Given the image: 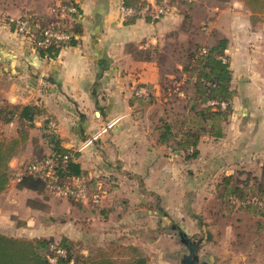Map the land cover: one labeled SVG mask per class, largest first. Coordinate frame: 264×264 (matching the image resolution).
Returning a JSON list of instances; mask_svg holds the SVG:
<instances>
[{
  "label": "rangeland",
  "instance_id": "374dc122",
  "mask_svg": "<svg viewBox=\"0 0 264 264\" xmlns=\"http://www.w3.org/2000/svg\"><path fill=\"white\" fill-rule=\"evenodd\" d=\"M152 1L156 6L158 0ZM229 1H170L171 12L168 15L173 12L185 15L183 29L179 27V30L163 43L166 57L163 56L165 63L159 70L157 87L150 86L147 89L142 86L136 90L139 94L151 93L153 96L150 110H147L149 112L133 118L137 127H151L153 141H156L159 136L157 128H161L164 124L169 125L173 133H178L187 123V101L193 92L192 86L187 81L194 78H189L190 73L184 72L183 63L188 60L189 54L193 53L194 62H196L202 49L207 50L223 39L226 40L224 59L232 72L231 90L234 96L230 100L231 110L232 112H238L240 109L243 111V92L246 88H243V81L238 80V77L243 78L241 21L243 17H251V13L239 2L237 6L240 7L238 12H241L238 19L239 25L233 27L231 15L225 12ZM58 4L62 5L61 2ZM21 17L35 18L27 14ZM161 19L150 20V22L155 23ZM13 21L10 17H1L0 26H6L9 31L11 30L19 45L32 47L34 34L25 38L18 36ZM49 22V20L36 19V23L40 25ZM263 23L264 21L251 23L252 26L262 30V36L259 35L260 41L257 43L261 51H264V28L260 25ZM235 47L237 50H234ZM146 52H135V57L140 59L148 57ZM150 55L155 58L154 53ZM194 62L191 61L193 64ZM176 64L181 66V70L177 69V72L174 68ZM169 74H172L174 78L170 80ZM135 104L137 108L148 106H143L137 101ZM261 104L264 106V102ZM250 108L255 110L256 103H250ZM233 121L232 125L223 124L224 136L218 141L207 135L202 136L195 159L185 160L181 153L174 152L168 147L165 165L171 176L160 190L163 199L159 201L155 197L157 182L154 180L151 182L152 187L146 188L147 192L144 196L136 193L141 190L137 188L138 179H135L133 182L135 191L129 190L134 194L132 204L128 205L130 212L125 215L120 214L124 215L122 218L125 217L126 220L114 219L123 210L126 185L118 186L121 193L105 196L104 191L112 192L111 188L115 184L107 180L103 181L101 187L98 180L90 183L89 191L100 190L99 207L112 203L118 204L116 210L109 214V217L115 220L111 222L114 226H109L110 223L101 225L97 219L91 220L90 215L94 211L90 212L93 207L89 204L81 205L44 191L41 195L36 193L20 195L10 202L17 216H13L11 225L7 222L10 225L7 235L27 238L51 237L59 241L64 234H68L76 243L75 249L83 255H88L90 251L94 252L97 247L107 248L111 243L133 245L148 258L149 264H185L190 254V247L194 252L192 264H264V218L253 217L239 209H230L217 201L212 194L220 179L228 175H233L240 186L245 182L249 188L260 186V189L264 190V149H255L264 145V138L259 137L256 145L243 146V113ZM2 130L5 136L10 137L16 135L18 125L17 123L8 124ZM52 134L58 136L49 131V128H45V132L34 131L32 137L30 135V140H37L43 148V154L48 155L51 153V145H48V138L44 135ZM85 151L86 148L76 149L75 161L80 164L79 161L83 158V161L89 163L86 170H83L80 164L81 169L88 174L89 171L97 170L95 163L98 157L94 153H89V160H87L83 156ZM23 153L25 152L22 151L21 154ZM131 167L129 165L122 171L129 172ZM120 171L118 170L117 173ZM179 183H183L184 190L177 187ZM150 193L153 194L149 195ZM25 206L31 209L26 214L21 212ZM141 214H144V218L140 216ZM93 216L95 217L94 214ZM22 219H26V225L17 227L18 222H23ZM102 226L104 228H101ZM205 232L210 233L208 241L205 239ZM51 263L55 264V261Z\"/></svg>",
  "mask_w": 264,
  "mask_h": 264
},
{
  "label": "crops",
  "instance_id": "0c3cea01",
  "mask_svg": "<svg viewBox=\"0 0 264 264\" xmlns=\"http://www.w3.org/2000/svg\"><path fill=\"white\" fill-rule=\"evenodd\" d=\"M63 1L0 0V18L7 16L16 20L27 14L39 21H50L54 18L51 6ZM72 2L79 11L75 22L80 25L81 34L76 36V44L61 48L55 58L41 57L34 48L19 45L12 31L0 26V92L2 98L10 103L37 105L45 110V115L35 121V128L29 131V136L32 137L34 131L45 132V128H49L58 135L63 148L74 151L86 148L83 156L87 160L89 153L96 154L97 170L89 171L86 179L99 180L101 187L107 180L115 184L112 192L104 191L105 196H111V193L117 195L118 186L126 185L123 210L114 218L124 221L126 219L122 216L130 212L128 205L132 204L134 194L129 190L135 191V179H138L137 188L141 190L136 193L143 196L146 188L152 187V180L157 182L155 197L160 201L163 199L160 190L171 176L165 165L169 148L152 140L150 126L140 128L133 121L137 115L149 112L151 104L137 108L133 99L137 85L157 87L159 70L165 63L163 56L166 57L163 43L179 27L183 29L185 15L173 12L155 23L141 17L127 23L120 11L121 0ZM238 4L239 1L230 0L225 11L231 15L233 27L239 25L241 12H238ZM243 18V78L238 77L246 88L243 92V111L232 112L227 124L232 125L233 120L243 113V146H248L256 145L259 137L264 138V106L261 104L264 102V51L257 44L262 30L251 25L250 17ZM260 25L264 28V23ZM133 51L146 52L149 56L136 58ZM152 53L155 58L151 57ZM174 68L175 71L181 70L180 64ZM168 78L171 80L174 76L169 74ZM252 102L256 103L255 110L250 108ZM110 123L113 124L109 126ZM103 128L106 129L101 132ZM30 141L25 153L10 162L13 169L21 167L31 157L35 146L32 142L37 140ZM255 149L263 150L264 145ZM79 162L86 170L89 163L83 158ZM129 165L132 166L131 171H122ZM118 170H121L120 173H117ZM177 185L184 190L183 183ZM32 194L34 192L19 189L16 183H11L0 194L1 234L7 235L13 216H17L10 202L20 195ZM108 206H101L100 210L91 213V220L97 219L101 225L110 223L109 226H114L111 222L115 220L109 214L116 210L118 204ZM29 210V206H25L21 212L26 214ZM140 216L144 218V214ZM22 220L26 225V219ZM63 236L71 239V235Z\"/></svg>",
  "mask_w": 264,
  "mask_h": 264
},
{
  "label": "trees",
  "instance_id": "16d2710c",
  "mask_svg": "<svg viewBox=\"0 0 264 264\" xmlns=\"http://www.w3.org/2000/svg\"><path fill=\"white\" fill-rule=\"evenodd\" d=\"M251 13L252 24L264 21V0H237ZM146 0H124L126 7L141 8L146 5ZM64 6L74 5L72 0L62 3ZM56 7V6H55ZM54 8V7H52ZM51 8V9H52ZM50 9V10H51ZM78 12V9H77ZM53 14V13H52ZM78 14V13H77ZM77 15H66L57 18L53 14V20L48 24L40 25L35 18H23L30 22L34 48L41 57L55 58L61 48L77 43L76 36L81 34V27L75 22ZM140 17H126V22L130 23ZM14 27H15V20ZM57 22L60 31L70 33L68 41H52L46 47L37 43L42 40L43 29ZM226 50V40H220L218 44L206 50L204 55H200L194 62V55L190 53L188 60L183 63L184 72H189L187 83L193 88V92L188 98L187 123L178 133H173L171 127L164 124L157 128L159 136L156 143L166 145L174 152L181 153L185 160L195 159L198 155V144L202 136L207 135L211 139L218 141L224 136L223 124L229 121L232 114L230 100L234 96L231 90L232 72L228 63L224 59ZM224 59V60H222ZM193 60L194 64L191 63ZM142 85H137L134 91L133 103L136 101L145 106L153 102L151 93L141 95L136 90ZM150 88V86H144ZM214 102V105L210 103ZM220 103H226L227 107L222 109ZM45 115V110L37 105L13 104L2 98L0 92V194L10 185L16 169L10 166V162L21 156L30 140L29 131L35 128V121ZM17 123L16 135L7 137L2 128L11 123ZM48 138V145H51V153L43 154V148L37 142H32L34 146L31 157L19 167L25 175L17 183L19 189H26L43 194L44 191L51 193L47 188V181L50 177L39 174L27 175L26 172L33 165L46 159L54 162L51 178L56 180V184L64 185L72 179H83L88 190L93 181H89L87 174L81 169L79 163L75 161L77 153L71 149H65L60 144V139L56 135H44ZM34 141V140H33ZM240 186L233 175L223 176L216 184L213 195L221 204L227 205L230 209H239L256 218H264V210L250 204H235L233 201L245 202L247 200L264 201V190L260 186L248 187L243 182ZM91 192V191H90ZM91 193H98L96 190ZM66 199L77 202L81 205L89 204L93 207L92 212L101 209L99 203L91 200L83 202L72 196ZM24 225L18 222L17 227ZM204 228V225H203ZM205 239H210V233L205 232ZM76 243L66 236H62L59 241L47 237H15L0 233V264H52L50 259L55 260V264H149L148 258L133 245L109 244L107 248L97 247L94 252L83 255L75 249ZM61 251L62 253H58Z\"/></svg>",
  "mask_w": 264,
  "mask_h": 264
},
{
  "label": "built area",
  "instance_id": "2783aa9c",
  "mask_svg": "<svg viewBox=\"0 0 264 264\" xmlns=\"http://www.w3.org/2000/svg\"><path fill=\"white\" fill-rule=\"evenodd\" d=\"M157 1V0H156ZM171 0H158L156 3L157 5H153L152 0H146V5L141 8H132V7H126L124 5V0H121L120 3V11L122 15L126 17H133L138 16L141 18H146L149 20H159L162 17L168 15L171 12ZM153 7V8H152ZM51 13L56 15L57 18H63L66 15H77V8L74 5L64 6V5H58L51 9ZM58 23L53 22L51 25L46 27L42 30V40L38 42L37 44L42 47H46L48 44H50L52 41L57 42H65L68 41L71 37L70 33H66L63 31H60L58 28ZM32 26L30 22L26 19H16L15 20V32L18 36L25 38L28 36H32ZM206 53V49H202L200 51V55H204ZM224 60V59H222ZM180 94V93H179ZM211 105H214L215 103H210ZM222 109H225L227 107L226 103H220L219 104ZM113 123H110L109 126H111ZM108 127V126H107ZM106 128H103L101 132H104ZM54 162L51 159H46L40 163L33 164L28 171L26 172L27 175H33V174H39L41 176L50 177L47 181V188L49 191H51L52 194L60 197H69L72 196L76 199H79L83 202H86L87 200H91L93 203H98L100 200V195L98 193H91L84 180L83 179H72L68 182H66L64 185H58L56 184V180L51 178V174L53 172ZM25 175V173L20 170V168H17L14 173V177L11 181V183H18L20 182L21 178ZM235 204H250L258 209L264 210V201L260 200H247L245 202H238L237 200L233 201ZM58 253H62L61 251H58ZM55 261L54 259H50V262Z\"/></svg>",
  "mask_w": 264,
  "mask_h": 264
},
{
  "label": "water",
  "instance_id": "95a60500",
  "mask_svg": "<svg viewBox=\"0 0 264 264\" xmlns=\"http://www.w3.org/2000/svg\"><path fill=\"white\" fill-rule=\"evenodd\" d=\"M193 248L190 247V254L189 256L187 257L186 261H185V264H192V257H193Z\"/></svg>",
  "mask_w": 264,
  "mask_h": 264
}]
</instances>
